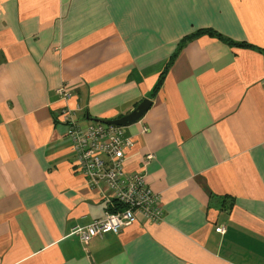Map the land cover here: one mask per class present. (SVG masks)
Instances as JSON below:
<instances>
[{
    "label": "crops",
    "instance_id": "obj_1",
    "mask_svg": "<svg viewBox=\"0 0 264 264\" xmlns=\"http://www.w3.org/2000/svg\"><path fill=\"white\" fill-rule=\"evenodd\" d=\"M145 98L123 167L162 219L81 243L108 191L74 169L62 112ZM0 264H264V0H0Z\"/></svg>",
    "mask_w": 264,
    "mask_h": 264
},
{
    "label": "built area",
    "instance_id": "obj_2",
    "mask_svg": "<svg viewBox=\"0 0 264 264\" xmlns=\"http://www.w3.org/2000/svg\"><path fill=\"white\" fill-rule=\"evenodd\" d=\"M57 92L68 98L69 92L59 88ZM63 121L68 124L66 134L74 157V169L83 174L90 187L104 186L108 191V208L101 218L88 224L73 225L70 234L88 243L105 233L117 234L141 218L143 221L159 222L162 219L158 194L146 185L142 174L125 171L123 167L126 148L133 146L124 127L90 121L86 124L74 119L69 109H64ZM148 153L145 159L152 158ZM223 232V226L216 228Z\"/></svg>",
    "mask_w": 264,
    "mask_h": 264
},
{
    "label": "water",
    "instance_id": "obj_3",
    "mask_svg": "<svg viewBox=\"0 0 264 264\" xmlns=\"http://www.w3.org/2000/svg\"><path fill=\"white\" fill-rule=\"evenodd\" d=\"M151 104V100L149 98H145L135 105L134 109L126 112L121 117L113 118L112 120L107 119H92L93 121L102 122L107 125H118V126H128L135 121H138L147 111L148 107ZM89 118H87L88 120Z\"/></svg>",
    "mask_w": 264,
    "mask_h": 264
},
{
    "label": "trees",
    "instance_id": "obj_4",
    "mask_svg": "<svg viewBox=\"0 0 264 264\" xmlns=\"http://www.w3.org/2000/svg\"><path fill=\"white\" fill-rule=\"evenodd\" d=\"M201 32H207L209 35H217V33L214 30H209V29H202L201 31L196 32V34H200ZM196 34H194V35H196ZM229 43L232 44V45H235V46L236 45H238V46H246V47L249 46V45L245 44L244 42H236V43H234V42L230 41ZM161 80H162V77H160L158 79V81L156 83L157 85L155 86V88L152 91V95H154V93L157 91V88L159 87Z\"/></svg>",
    "mask_w": 264,
    "mask_h": 264
},
{
    "label": "rangeland",
    "instance_id": "obj_5",
    "mask_svg": "<svg viewBox=\"0 0 264 264\" xmlns=\"http://www.w3.org/2000/svg\"><path fill=\"white\" fill-rule=\"evenodd\" d=\"M80 122H83L84 123L85 121L84 120H81Z\"/></svg>",
    "mask_w": 264,
    "mask_h": 264
}]
</instances>
